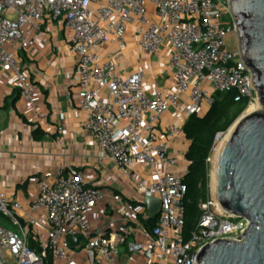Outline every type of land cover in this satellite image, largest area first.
<instances>
[{
  "label": "built area",
  "instance_id": "1",
  "mask_svg": "<svg viewBox=\"0 0 264 264\" xmlns=\"http://www.w3.org/2000/svg\"><path fill=\"white\" fill-rule=\"evenodd\" d=\"M231 3L0 0V84L10 71L32 119L47 122L48 113L38 107V90L21 66L20 52L30 47L46 20L60 21L78 56L75 78L79 106L86 115L84 128L99 144L100 159L112 162L136 191L134 200H127L111 189L91 186L86 174L77 170L37 183L26 201L0 191V211L10 220L9 226L0 225V264H196L207 243L244 236L250 220L224 211L209 194L200 203L196 229L185 241L186 171L158 130L171 108L186 119L206 113L216 91L235 90V100L248 99L249 104L256 99ZM134 22L142 26L138 45L143 52L157 54L170 47L173 90L148 95L141 72L124 77L113 60L103 58L101 47L112 37L123 46L126 25ZM232 34L236 49L227 45ZM183 127L172 126L170 131L184 135ZM223 135L216 136L206 159L209 171ZM147 198L160 201L152 229L144 223L156 216L143 204ZM107 200H112L113 215L102 225L93 224L91 214ZM74 236L80 241L72 247ZM31 237L41 252L30 247Z\"/></svg>",
  "mask_w": 264,
  "mask_h": 264
},
{
  "label": "crops",
  "instance_id": "2",
  "mask_svg": "<svg viewBox=\"0 0 264 264\" xmlns=\"http://www.w3.org/2000/svg\"><path fill=\"white\" fill-rule=\"evenodd\" d=\"M141 27L138 22L126 25L123 46L112 37L101 47L103 58L113 60L124 77L141 72L148 95L173 90L170 47L164 46L157 54L143 52L138 45ZM77 58L71 48L69 31L60 21L46 20L34 33L30 47L20 52L21 66L38 90V107L48 113L45 123L32 119L20 96L17 78L9 71L2 79L0 191L13 200L26 201L34 194L37 183L74 170L85 173L91 186L111 189L127 200L136 197V191L114 164L100 159L99 144L84 128L86 115L79 106L75 78ZM186 120L171 108L158 123L162 138L184 171H187L186 154L191 141L185 134L174 136L170 128L182 127ZM38 128L44 132L40 139L35 137ZM111 203L112 200H107L95 209L91 214L93 224L102 225L109 220L108 216L113 215Z\"/></svg>",
  "mask_w": 264,
  "mask_h": 264
},
{
  "label": "water",
  "instance_id": "3",
  "mask_svg": "<svg viewBox=\"0 0 264 264\" xmlns=\"http://www.w3.org/2000/svg\"><path fill=\"white\" fill-rule=\"evenodd\" d=\"M231 8L260 108L243 114L221 144L215 196L224 211L248 218L250 226L239 240L207 243L196 264H264V0H232ZM143 204L158 215L159 199L147 198ZM79 241V236L70 238L72 247Z\"/></svg>",
  "mask_w": 264,
  "mask_h": 264
},
{
  "label": "trees",
  "instance_id": "4",
  "mask_svg": "<svg viewBox=\"0 0 264 264\" xmlns=\"http://www.w3.org/2000/svg\"><path fill=\"white\" fill-rule=\"evenodd\" d=\"M236 91L213 92L214 102L204 114L190 115L183 127L184 134L191 141L186 154L187 171L184 183L187 192L184 197L185 225L184 238L188 241L196 229L201 216L200 203L209 195V168L206 159L212 151L216 136L226 133L249 106V100H235ZM7 108V106H3ZM44 132L38 128L35 137L40 139ZM0 225L7 226L10 220L0 211ZM158 215L144 221L146 227L154 228L157 224ZM9 226V225H8ZM30 247L41 252L40 246L31 237ZM50 259V257H49Z\"/></svg>",
  "mask_w": 264,
  "mask_h": 264
},
{
  "label": "rangeland",
  "instance_id": "5",
  "mask_svg": "<svg viewBox=\"0 0 264 264\" xmlns=\"http://www.w3.org/2000/svg\"><path fill=\"white\" fill-rule=\"evenodd\" d=\"M227 45H228V47L230 48V49H236L237 47H238V44H237V38H236V35L235 34H232V35H230L229 37H228V40H227ZM252 105H256V106H260L259 105V103H258V99H257V95H256V99L253 101V104H249V106L247 107V109L240 115V117L243 115V114H247L248 112H249V110H250V108H251V106ZM239 117V118H240ZM238 118V119H239ZM237 119V120H238ZM236 120V121H237ZM235 121V122H236ZM231 129H229L226 133H224V135H223V137H222V139H221V142L223 141V138L225 139V137L228 135V133H229V131H230ZM213 171H214V164L211 166V170L209 171V194L210 195H212V196H215V192H214V190H213V188H212V180H213V178H212V175H213ZM8 225H9V223H8ZM7 225V226H8ZM11 227H13V226H11ZM11 259V258H10Z\"/></svg>",
  "mask_w": 264,
  "mask_h": 264
},
{
  "label": "bare ground",
  "instance_id": "6",
  "mask_svg": "<svg viewBox=\"0 0 264 264\" xmlns=\"http://www.w3.org/2000/svg\"><path fill=\"white\" fill-rule=\"evenodd\" d=\"M258 103H259V102H258ZM259 105H260V104H259ZM259 108H260V106L258 107V106H256V105H252L248 113H250V112H252V111H255V110L259 109ZM231 130H232V128H231ZM231 130L229 131V133H228V135L225 137V139L223 138V141L220 142V146H221V144H222L223 142H225V141L228 139V137L230 136ZM219 149H220V148H219ZM217 156H218V155H217ZM217 156H216V161H217ZM216 161H215V164H214V171H213V175H212V178H213V180H212V188H213V190H214L215 193H216V190H217Z\"/></svg>",
  "mask_w": 264,
  "mask_h": 264
}]
</instances>
